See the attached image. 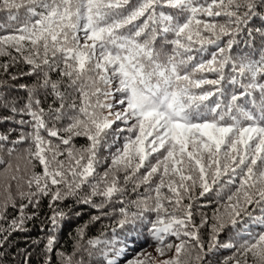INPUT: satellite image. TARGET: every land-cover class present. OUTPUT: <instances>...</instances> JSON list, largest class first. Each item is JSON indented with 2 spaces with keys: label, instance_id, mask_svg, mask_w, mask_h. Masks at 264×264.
Returning a JSON list of instances; mask_svg holds the SVG:
<instances>
[{
  "label": "snow or ice",
  "instance_id": "obj_1",
  "mask_svg": "<svg viewBox=\"0 0 264 264\" xmlns=\"http://www.w3.org/2000/svg\"><path fill=\"white\" fill-rule=\"evenodd\" d=\"M0 12H6L9 21L0 23V55H11L9 49L14 50L31 66L25 74L38 77L34 87L20 86L27 88L22 106L0 95V112H9L0 115V123L11 121L31 128L21 131L15 140L10 139L11 130L0 133V150L11 155L14 148H7L5 142L19 145L30 141L26 150L29 162L38 161L43 168L28 180L29 191L19 193L28 203L19 205L20 215L9 229L26 230V221L37 213L25 215L24 210L37 208L43 197L50 196L51 215L45 218L49 233L62 229L76 205L96 209L99 215L77 228L79 239L71 255L55 249V235L47 238L45 253L55 252L61 264H74L73 258L82 250L93 255L80 242L88 223L110 215L105 209L119 197L120 218L112 229L114 234L121 229L123 240L131 244L134 233L140 235L151 225L147 231L157 242L160 256L175 247L171 258L156 264H185L181 257L190 254V242H194L193 249L200 250L196 260L204 264L221 246L218 238L228 224L242 241L236 257H244L247 264L250 254L255 264H264V0H0ZM201 16L226 19L208 22ZM257 20L259 27L255 26ZM241 34H245L244 43L250 51L234 56L233 46ZM197 44V53L205 52L206 46H215L216 51L210 59L196 60L192 53ZM16 59L12 57L13 62ZM8 68L5 64L6 72ZM205 72L216 74V78H207ZM52 73L58 74V79H53ZM3 84L6 81H0ZM38 90H43L45 99L52 97L47 109L37 98ZM73 93L78 94L79 104L75 98L68 103ZM65 120L66 124L57 127ZM117 122L126 127L113 130ZM42 131L59 143L45 138ZM124 131L132 135L125 138L122 148L110 153L111 162L99 173L101 149ZM76 137H86L87 145L77 148L73 144ZM61 156L65 159H59ZM121 172L124 186L120 184ZM154 177L159 178L158 183ZM222 177H227V184L238 180L239 185L228 196L229 220L214 217L216 223L211 225L205 249L199 228L207 220L193 224L192 212L187 210L191 205L183 217L175 212L182 206L184 193L199 184L200 196H204ZM128 184L133 185V192L146 186L149 195L126 202L123 197ZM165 187L171 196L162 192ZM67 200L73 204L65 210L59 205ZM9 201L16 207L10 191ZM165 201L174 202L173 211ZM130 205L137 211H131ZM249 206L260 214L255 215ZM146 213H155L156 218L150 219ZM3 215L0 210V217ZM254 228H259L255 234ZM3 231L0 228V233ZM167 236L180 242L166 244ZM7 239L0 240V248ZM86 243L95 248L113 241L97 237ZM222 246L235 247L232 243ZM121 251L116 249L115 256ZM101 254L106 264H116L115 258ZM233 259L234 264H240L238 258Z\"/></svg>",
  "mask_w": 264,
  "mask_h": 264
},
{
  "label": "trees",
  "instance_id": "obj_2",
  "mask_svg": "<svg viewBox=\"0 0 264 264\" xmlns=\"http://www.w3.org/2000/svg\"><path fill=\"white\" fill-rule=\"evenodd\" d=\"M210 2V0H208ZM135 3V0H133ZM21 16H23V12H21ZM200 19H203L208 22H219L223 23L225 21V17H207L201 16ZM9 22L7 19L6 12H0V23ZM15 24V22H11ZM260 21H256L255 26L259 27ZM10 31V29H9ZM3 34V33H0ZM204 35H209L208 33H203ZM82 35V34H81ZM246 36L245 34H241L237 37L238 43L233 46L232 55H246L249 53V49L245 46ZM227 38L223 39L221 46H224V42H226ZM260 45V41L257 40L256 47L258 48ZM207 50L203 53H197L196 49L199 48V45H195L193 49L192 55L196 58V60L200 59H210L211 52L216 51L215 46H206ZM11 55H0V81H6V84L0 85V95L7 96L8 100L18 104V106H22L23 103L27 99V88H21V85H27L28 88H32L36 85L38 81L37 75H26L30 70V65L24 63L23 58L20 57L18 53L14 50L9 49ZM12 57H16V61L13 62ZM258 57V53H257ZM8 64L9 68L7 72L4 69V65ZM228 69L226 68V72ZM53 79H58V74L52 73ZM199 75V74H198ZM209 79L216 78V74L214 73H203ZM16 76L17 79L12 80L11 77ZM42 78V76L40 77ZM204 88H211L212 86L204 85ZM229 91H231V86H228ZM61 90L64 88L62 86ZM37 98L42 100V106L47 109L48 104L52 103V97L48 96L46 99L43 94V90L37 91ZM76 99V103L79 104V97L77 93H73V96L69 98L68 103L72 102V99ZM119 98L118 96L116 97ZM115 110H119L117 107ZM0 115H9L7 109H3L0 112ZM20 117L18 116L17 119ZM24 119H29V117L25 116ZM47 119V117L45 118ZM68 121L65 120L59 124L57 127H62ZM51 122L49 123V127H51ZM117 127H126L122 122H117L116 125H113V130ZM11 130V140H15L21 134V131H31V128L26 125H17L11 121L0 123V133H7ZM42 135L47 139H52L54 143H59L56 138H50L47 136V132L42 131ZM61 136L66 135L61 132ZM132 134L124 131L117 138L115 142L111 139L108 141L109 147L102 148L100 151V157L102 160L101 165L98 167L97 171L99 173H103V171L107 168L108 164L111 162L110 153H114L117 148H122L125 138ZM88 143L86 137H76L73 139V144L77 148L81 146H86ZM5 146L7 148H14V151L11 155H8L6 151L0 150V210H3L4 215L0 217V228L4 229L2 233H0V240H3L4 236H7V241L4 242L3 247L0 248V264H61L59 257L53 253H45V244L47 243L48 236L55 235L56 236V244L55 249L59 251L66 252L71 255L73 252V245L76 243L77 239V228L84 225L86 222L91 220L93 215H99L96 209L91 208L88 205H76L73 214L70 219L63 222L62 229H58L55 233H49L48 228L50 225L46 221V217L51 215L48 204L50 200L49 197H43L40 199L39 206L37 208H33L29 206L24 210L25 215H31L33 212H36L37 215L29 221H26L24 227L26 230L24 231H12L9 229V225L12 220L17 218L20 215L19 205L21 203L27 204L28 201L21 200L19 193L20 192H28V180L31 179L34 173H41L43 171L42 166L39 165L38 161H30V157L28 156V152L26 151L30 147V141H25L20 143L19 145H12L10 142H5ZM63 148V145H61ZM31 150L35 151L34 145L31 146ZM107 158V159H105ZM59 159H65L64 156L59 157ZM154 162V161H153ZM35 165V167L33 166ZM18 169V170H17ZM143 171V170H142ZM124 173H119L120 184L124 186L123 181ZM15 177L13 180L12 177ZM99 179V177H97ZM154 182L158 183L159 178L154 177ZM227 177L221 178V183L219 185H214L213 190L209 193H206L204 196H200V192L202 189L197 184L192 190L188 193L183 194L182 206L176 210L175 214L178 217H183L184 212L187 209L188 205L192 207L190 210L192 212V221L195 225H200L201 221L206 219L207 223L199 228V235L201 240L204 243L205 249H207L211 225L216 223L214 217L216 215H220L225 222L229 220L227 215L226 205L229 203L228 196L231 195L235 188L238 187L239 181L237 180L234 184H227ZM210 182V181H209ZM187 183L191 184V181ZM9 185L10 190H9ZM146 186H141L136 192L132 191L133 185L128 184L126 186V193L123 199L126 202H130L138 199L140 196H147L149 193L144 191ZM33 191L34 186H33ZM9 191L11 193V197L13 198L16 207L11 206V201H9ZM162 192L166 196H171L172 193L168 191L165 187L162 189ZM154 195V193H152ZM97 202H99V198H96ZM120 198L117 197L111 205H109L105 211L110 212L111 214L108 216H104L101 220L95 223H88V227L85 229L84 239L80 242L84 245L85 248H88L93 255L90 257L87 251H81L77 253V255L73 258L74 264L77 261L83 260L84 264H106L105 256L101 253H107V258H115L116 264H128V261H134L139 259L143 261V264H156V261L171 258L175 253V247L171 250L165 249V255L160 256L156 252L157 242L154 241L147 231V228L151 225H147L142 230L140 235L133 236L135 237V242L128 244L126 240H123L124 232L117 228L116 233L114 234L112 229L116 227V222L120 218L118 209L121 206L119 202ZM235 202V198L233 200ZM7 204V207H5ZM73 204L72 200H67L60 204L59 206L67 210V208ZM166 207H168L169 211H173V204H168L165 201ZM250 210L254 211L255 215H259V210L255 209L254 206H249ZM131 211H137L134 206L130 205ZM80 212V216H76L74 213ZM146 216L150 219H155V213H146ZM247 219V218H245ZM240 225H238L239 227ZM43 227V231L41 230ZM189 231L192 230L191 227L188 228ZM253 234L259 231V228H254ZM103 233V235H101ZM115 235V239H114ZM245 238H248V234H243ZM99 237L101 240H109L113 241L110 244H100L95 248H89L87 245V240L94 239ZM182 239L187 240V237H181ZM220 247H218L212 254H210L204 264H234V257L240 260V264H245L244 257H236L237 247H239V243L242 241L239 240V237L236 235L235 230L232 229L231 225L225 228V230L219 236ZM174 236H167L165 239V243H172L173 245L179 243ZM190 242L189 245V253L183 255L181 259L185 261V264H200L196 260L197 254H199L200 250L198 248L193 249L191 247ZM226 243H232L235 247L224 248L222 245ZM127 245V246H126ZM116 249H123L119 256H115ZM247 264H255L252 256L249 254L247 257Z\"/></svg>",
  "mask_w": 264,
  "mask_h": 264
}]
</instances>
